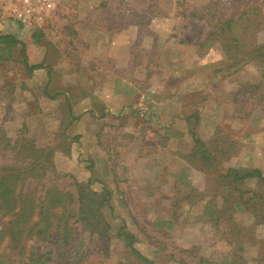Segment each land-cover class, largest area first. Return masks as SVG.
I'll list each match as a JSON object with an SVG mask.
<instances>
[{
  "label": "rangeland",
  "instance_id": "rangeland-1",
  "mask_svg": "<svg viewBox=\"0 0 264 264\" xmlns=\"http://www.w3.org/2000/svg\"><path fill=\"white\" fill-rule=\"evenodd\" d=\"M52 1L30 24L0 3L43 66L0 47V264H257L224 175L264 173V59L200 44L264 0Z\"/></svg>",
  "mask_w": 264,
  "mask_h": 264
},
{
  "label": "trees",
  "instance_id": "trees-1",
  "mask_svg": "<svg viewBox=\"0 0 264 264\" xmlns=\"http://www.w3.org/2000/svg\"><path fill=\"white\" fill-rule=\"evenodd\" d=\"M253 4V5H251ZM263 6L252 1L250 4L244 5L238 16L231 19H222L213 15L216 21L212 23L211 30L200 44L201 47L212 46L216 42L223 48L228 57L239 58L243 61L244 58L264 59V41H259V35H264V22L262 21ZM191 16L202 17L200 13H192ZM21 46L20 56L23 58L24 66L28 73L42 69L40 64L29 65L25 46L13 34L2 33L0 30V47H16ZM240 55V57H238ZM195 147L201 151L202 157L209 159V155L204 150V143L201 139L194 138ZM231 184H234V189L228 193L229 196L239 193V204L237 209L250 211L256 218V223H264V173L255 168L249 170H239L230 168L224 175ZM254 180L257 183V188L248 189L245 187L247 181ZM245 187V188H244ZM234 200V198H233ZM118 236H123L129 241V246L133 244V236L118 232ZM133 250V247H132ZM135 251V249L133 250ZM185 264V263H181ZM257 264H264V253L259 258Z\"/></svg>",
  "mask_w": 264,
  "mask_h": 264
},
{
  "label": "built area",
  "instance_id": "built-area-1",
  "mask_svg": "<svg viewBox=\"0 0 264 264\" xmlns=\"http://www.w3.org/2000/svg\"><path fill=\"white\" fill-rule=\"evenodd\" d=\"M0 3L8 4L15 12V18L24 24H30L42 11L53 9L52 0H0Z\"/></svg>",
  "mask_w": 264,
  "mask_h": 264
}]
</instances>
